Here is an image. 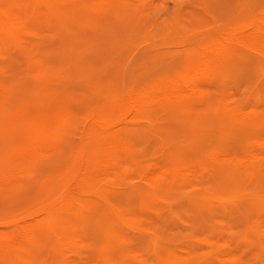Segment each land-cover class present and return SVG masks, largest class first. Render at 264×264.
Wrapping results in <instances>:
<instances>
[{"label":"rangeland","instance_id":"rangeland-1","mask_svg":"<svg viewBox=\"0 0 264 264\" xmlns=\"http://www.w3.org/2000/svg\"><path fill=\"white\" fill-rule=\"evenodd\" d=\"M19 1L28 18L43 7L48 23L20 36L0 25V231L51 209L62 171L80 169L85 154L97 162L103 139L89 130L93 110L166 81L208 43L264 18V0ZM239 50L196 98L165 102L154 122H127L128 164L184 158L200 166L193 182L157 181L148 231L138 225L118 236L104 204L86 205L82 253L33 240L20 264H100L120 247L129 264H264V158L243 171L225 162L264 140V47ZM36 137L35 153L22 151ZM123 172L109 195L125 192L141 208L148 196L137 172Z\"/></svg>","mask_w":264,"mask_h":264},{"label":"bare ground","instance_id":"bare-ground-1","mask_svg":"<svg viewBox=\"0 0 264 264\" xmlns=\"http://www.w3.org/2000/svg\"><path fill=\"white\" fill-rule=\"evenodd\" d=\"M42 9L43 7L37 9L30 16L31 18H28L26 15V11L28 10L25 4L19 0L12 1L6 6H0V25L8 30L11 35L14 32L18 36L29 33L36 25L48 23V16ZM255 46L264 47V18L258 20L248 32H237L219 42L208 43L200 51L198 60L178 71L166 81L152 86L145 91L131 94L93 110L89 119L87 118L89 130L97 134L99 139H103V143L96 151L97 162L94 164L93 159L85 154L80 169L77 171L72 169L62 171L60 181L61 191L57 196L56 204L51 209L40 217H33L27 222L16 224L10 231H0V264H20L23 262L24 258L20 253L28 250L29 243L33 240L42 239L48 246L53 245L61 252H71L75 255L82 253V239L86 231L83 229V226L79 225L85 219L80 210L86 205H99L100 202L104 204L111 211L109 225L115 229V233L118 236H125L128 231L133 230L138 225H141L142 229L147 230L149 227L147 223L151 215L154 214L152 207L155 200L153 199L152 191H154L153 187L157 184V181H161L162 184L165 183L166 186L174 181L193 182L196 180L195 178L200 170V166L184 158L176 159L167 167L153 164L148 165L143 159L134 162L133 165L128 164L125 158L131 154V151H126L128 145L123 139L128 131L127 122L136 120L137 118L143 119L147 123L154 122L156 121L155 113L160 107H163L165 102H185L196 98L197 95L205 92L210 77L228 58H238L239 49L242 47ZM39 145V137H36L22 151H34L35 153ZM262 158H264V140H258L255 141L254 147L249 152L241 156L234 155L229 158L227 157L225 162L232 165V168L238 167L237 170L241 171L242 168H256V161ZM129 165L137 172L136 177L140 182L139 188L146 192V196H148L144 198L142 194L143 202L141 208L136 207L137 205L132 202L131 197L125 195V192L117 193L116 197L109 195V192H115L117 187L124 183L125 175L123 171L126 168H130ZM196 183L198 182L196 181ZM160 187L162 186L160 185ZM242 224L245 223L243 222ZM138 235L140 236V234ZM138 240L139 238L137 239V243ZM102 255L100 264H129L128 256L131 253H128L126 248L120 247ZM90 256H92L91 253ZM64 263L66 264V262Z\"/></svg>","mask_w":264,"mask_h":264}]
</instances>
